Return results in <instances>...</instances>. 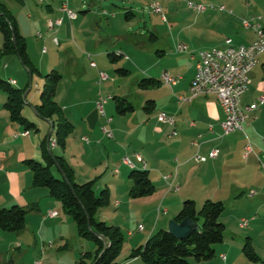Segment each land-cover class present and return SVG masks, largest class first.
<instances>
[{
  "label": "crops",
  "instance_id": "obj_1",
  "mask_svg": "<svg viewBox=\"0 0 264 264\" xmlns=\"http://www.w3.org/2000/svg\"><path fill=\"white\" fill-rule=\"evenodd\" d=\"M2 1L16 16L19 29L27 40L29 55H31L30 44L32 43L29 42L28 37L30 31H27L26 28H42V31L35 33L43 42L53 39L56 43L54 36H58L57 33L61 35V38L58 36L60 43L56 44L59 46L66 45L63 55L67 64H72L76 68L81 65L85 55L89 57L87 50L91 46L86 43L85 39L82 38L83 36L80 37V32L92 31L88 28L89 26H86V19L90 10H82V18L77 14V17L71 20L67 13L60 9L61 5L67 2L72 9L79 10L81 7L78 5V0ZM202 1L221 3L226 6L227 10L225 12L227 13L222 10L212 12L211 9L198 12L193 9L196 14L191 15V37L186 36V39H183L181 37L183 36V30L176 36H174L175 32H172L170 47L173 42L171 48L174 50L178 51L177 44L182 40L186 41L192 49L209 48V50L224 47L227 37H231L235 44L251 43L254 41L256 33L253 29L243 26L242 20L245 17L261 14L264 26V0ZM79 2L83 3L82 7L87 6V3H84L85 0H79ZM248 2H250V5H248ZM126 11H130L131 18L135 15L133 9H127ZM103 13H106V11ZM58 17L63 18V23L58 26L54 34L49 30L48 20ZM75 21L77 24H75ZM99 22L104 23L103 19L96 21V24L99 25ZM72 38L73 40L80 39L79 44L83 46L82 49L75 46ZM154 38H157V36H154ZM104 39L101 38L97 41L101 43ZM2 46L3 43H0V48ZM117 52H120L121 55L124 53L123 51ZM167 52L165 49L160 50L155 63L147 69V74L150 76L146 77L156 79L157 85L148 89L142 88L138 93L139 109L132 103L134 109L121 113L124 116L116 115L114 106L108 101L104 106L105 114L100 112L97 105L99 94L100 92L104 94L102 90L104 82L109 81L110 78L101 80L100 72L104 70H96L97 63L96 66H92L90 62L92 79L91 82L88 80V85L85 83L79 85L78 78L72 81L71 98L68 103H63V106L60 103L62 101L58 87L57 101L62 106L68 119L74 123V131L68 137L67 147L61 152L58 151L57 154H63L72 165L76 180L81 183L96 178V191L103 186L108 187L111 191L110 203L113 211L119 208L118 211L121 209L126 213L144 208L146 209L144 214L146 221L154 216L148 223L150 230L147 234H144L147 225L145 226L143 223H140L144 226L142 230L140 224L136 231L128 229V245L134 247L145 243V240L158 228L168 230L169 221L176 219L186 199H194L198 207V200H201L204 195L202 193L196 194V191H194L196 185L194 175L198 177L202 174L203 179H208L209 185L211 184L210 186L214 187L215 191L217 190L221 194L225 193V196H227L220 195L217 198L214 195L210 199L221 200L224 204L226 200H233L238 203L246 193L249 194V198H247L249 202H253L254 198L261 196L262 200L260 198V202H256L258 211H261L262 206H264V180H262V183L260 182V176L262 175L260 164L262 165V163L259 159V156H261L264 161V106L257 111V116L245 125L244 130L225 133L222 126L225 113L217 94L200 95L188 101L180 100L181 96L190 94L191 82L196 73L195 60L190 57L188 52L181 51H178L180 54H176L175 58L167 59ZM9 55H12V61H17L15 64L20 65L17 54ZM48 68L55 69L54 65H50ZM47 70L44 71V68H42L41 71L39 69L41 75L48 72ZM165 70H169L173 75H181L182 78L175 85L167 84L162 79ZM24 73V70H21V76H24ZM86 75L88 74L86 73ZM79 76H82V73H79ZM250 76L249 88L242 95L243 104L255 102L264 93V52L260 55L259 62L251 71ZM24 77H15L11 73L7 74V79L11 80L15 86L27 88L23 112L30 120L35 123L38 122V124L36 123L37 126L39 125L38 130L41 131L36 136H32L31 133L23 135L22 133L25 131L23 126L11 120L9 111L4 107L6 100L3 101L4 99H2V105H0V207H11L14 204L29 207V205L35 204L36 208L41 207L40 210L42 211L45 210L43 201H46L48 207L53 209H48L45 217L38 214L40 218L39 225L33 227L37 229L30 231L25 227L20 230L26 231L23 233L31 234L33 237L32 243L38 240L36 234L38 232V235L43 237L42 243H45V231L48 225L63 227L65 224H70V219L61 217L60 211L55 209L59 208V202L50 195L46 187L38 188L41 190H33L37 186L33 185V174L25 160L35 158L43 161L41 145L46 139L48 144V136L51 132L49 147L56 146L58 148L59 146H57V142L56 144L53 143L56 141L53 122L39 116L36 112L37 105L40 103L38 96L43 86L41 83L38 84L35 92H32L31 82L25 85L27 78ZM96 81H98V85H96ZM123 98H126V95ZM148 100L154 101L152 110L145 109ZM163 111L175 114L176 123L169 124L161 121L159 114ZM129 112L131 113L129 114ZM105 127L112 130L113 136L110 137L105 132ZM174 131H177V134H173ZM248 140L253 143L254 152L248 158H244V148ZM129 144H135L138 146V150L135 149L130 154ZM215 148L219 149L218 156L215 158L209 157V153ZM196 152L207 156L206 162L195 161L194 154ZM125 157H129L132 164L125 163ZM133 168L149 171L156 186L153 194L137 198L130 195L132 179L129 174ZM170 173H176V181L180 185L179 190L169 188L165 175ZM23 189L26 190V196H21ZM202 189L204 187H201L199 191L202 192ZM5 190H7L9 197H3ZM37 193H40V195H37ZM105 209L108 208L99 209L97 214L99 219L106 220ZM53 210L58 211V215L55 217L50 215V211ZM256 214L249 218H252V221L257 220L259 214ZM222 216L221 220L226 224L227 230L226 218L224 219ZM243 217H248V215H242L240 220ZM250 238L251 236L246 238L245 244L248 240L251 242ZM225 241L226 237L223 241L224 244L219 247L218 253L219 258L227 263L231 252L228 248L229 244ZM96 249L97 244L92 246L90 242H82V245L77 249V253L81 257L85 252L95 251ZM217 251L218 248L215 247V255ZM258 256L262 259L259 254ZM80 257L76 258L79 259ZM214 257L196 263L222 264L221 260L214 259ZM140 260L136 257L125 261L123 264H139Z\"/></svg>",
  "mask_w": 264,
  "mask_h": 264
},
{
  "label": "rangeland",
  "instance_id": "obj_2",
  "mask_svg": "<svg viewBox=\"0 0 264 264\" xmlns=\"http://www.w3.org/2000/svg\"><path fill=\"white\" fill-rule=\"evenodd\" d=\"M155 1L160 2L163 6L164 12L168 17L167 21L162 20L161 16L153 12L151 9L150 4ZM78 3L81 8L76 10V12L80 15V18L83 16L81 13L82 10H90L86 19V26H89L88 28L92 29V31L90 30L86 33L80 32V37L83 36L82 38H84L86 43L91 46V48L87 50V53H91L93 57L89 58L85 55L81 65L75 68L74 65L67 64L64 59L63 52L66 49V45L63 44L59 46L54 43L53 39H48L47 42H43V40L38 38L35 33L37 31H42V28H26L27 31H30L28 37L29 42L32 43L30 44V57L33 63L41 69V71L42 68H44V71L47 69H49L47 71H50L52 68L48 67L54 65L55 69L60 71L63 75L59 84L62 101L60 103H62V106L64 105L63 103H68V100L71 98L70 92L72 90V81L78 78L79 85L82 83L88 85V80L91 82L92 72L90 71V62L94 60L98 65L96 70L99 71V69H103L110 75L109 81L104 82L103 85L102 90L104 97H107L108 95L124 97L126 95V98L139 109L140 100L138 93L142 89V87L140 88V81L142 78L150 76L147 74L148 67L155 63V60L159 57L158 54L160 50L165 49L168 51L166 55L167 59L175 58L176 54H180L178 51L171 48L173 42L170 47L172 32H175L174 36H176L181 30H183V36H181L183 39H186V36L191 37V15L196 14V12L191 9L187 0H85L84 3H87L86 7H82L83 3H80L79 0ZM206 3L216 4L212 2ZM217 5H221V3H217ZM127 9H133L135 14L129 20L126 19L124 15L125 10ZM104 11H106V13H103ZM212 12H218V9H212ZM100 19H103L104 23L99 22V25H97L96 21ZM75 24H77L76 21ZM50 31L55 34L54 30ZM57 35L61 38L59 33H57ZM154 36H157V38H154ZM101 38L105 39L103 42L99 43L97 40ZM73 41L75 46L82 49L83 46L79 44L80 39ZM0 43H3L1 30ZM117 51H123L124 53L118 59L114 60L108 53ZM11 56L12 55H6L1 61L0 75L3 78L7 79L8 73L13 74L15 77L26 76L27 79L25 85L28 82H31L30 87L32 88V92H35L38 84L41 83L42 86L44 85L43 73L41 75L38 72H34L31 76L29 69L23 65L20 58L18 57L20 65H17L15 64L17 61H12ZM118 68H125L129 72L127 74L121 73L118 71ZM21 70H24V76H21ZM79 73H82V76H79ZM86 73L88 75H86ZM95 83L98 85V81ZM6 97V93L0 89V105H2V99L5 101ZM38 99H40V94ZM108 102L114 106L116 115L124 116V114H121L117 110V102L115 98L108 99ZM130 113L131 112H129V114ZM36 123L38 124V122ZM40 131L41 130L34 128L30 130V133L32 136H36ZM128 146L130 154H132L135 149L138 150V146L135 144H129ZM51 150L53 154L62 151L60 147L57 148L56 146L51 147ZM260 166L262 174L260 176V182L262 183V180H264V166L261 164ZM52 170L56 177H60L57 165L53 166ZM194 179L196 180L194 191H196V194L202 193V195H204L201 200H198L199 209L206 198H210L214 195H216L217 198L220 197V195L225 196V193L221 194L217 192V190L215 191L214 187L210 186L211 184L209 185V180L203 179L202 174L198 177L194 175ZM105 187L106 186H103L96 192L100 193ZM201 187H204L202 192L199 191ZM38 188L45 187H35L33 190H41ZM47 190L49 189L47 188ZM26 195V190L23 189L21 196ZM37 195H40V193H37ZM3 197H9L7 190L4 191ZM247 198H249V194L245 193L238 203L233 200H226L225 202L226 210L224 211L222 218H226L225 220L228 225L225 232V242L229 244L228 248L230 249L231 255L227 263L223 261L219 258L218 252L219 247L222 246L224 242L215 244L218 251L214 259L221 260L222 264H264V206H262L261 211L256 209V202H260L262 198L261 196L254 198L253 202L247 201ZM56 201L59 202L58 204L60 206L55 209L60 211L62 218H69L70 224H65L63 227L52 226L51 224L48 225L47 230L45 231V243H42L43 237L38 235V232H36L38 240L32 243L33 237L30 233H23L26 232L24 230L18 232L2 230L0 228V264H37L38 260L41 261L40 264H75L78 259L76 257H80L77 253V249L82 245V242H90L92 246L96 244L94 240L82 238L78 235L77 224L74 221L73 216L62 206L63 204L60 200L56 199ZM111 206L112 204L110 203V207L108 205L102 208H108L105 209L107 214L105 221L110 224L121 226L126 236L121 253L117 259L118 263L123 264L125 261L132 259L130 255L135 248L134 246L128 245V229L136 231V229L139 228V224L143 223L145 226L147 225V229L144 232V234H147L150 230L148 223L154 218V216L146 221L144 217L146 209L144 208H138L131 212L124 213L121 209L118 211L119 208L113 211ZM43 207L45 210L42 211L40 210L41 207L38 209L35 204H31L27 207L29 209L26 220V227L28 230L32 231V229H37L33 227H38L39 225L40 218L38 214L45 217L47 216L46 211H48V209H53L52 207H48L46 201H43ZM253 213H258L260 219L258 218L255 221H251L249 226L242 228L240 225V217L242 215L252 217V215H254ZM159 230L160 228L154 233ZM248 236H251V244L255 247L254 250L262 257V259L255 261L244 252L243 246ZM146 241L147 240H145V242ZM196 262H198V260L191 259L189 264H197ZM139 264L148 263L140 260Z\"/></svg>",
  "mask_w": 264,
  "mask_h": 264
},
{
  "label": "trees",
  "instance_id": "obj_3",
  "mask_svg": "<svg viewBox=\"0 0 264 264\" xmlns=\"http://www.w3.org/2000/svg\"><path fill=\"white\" fill-rule=\"evenodd\" d=\"M129 12H125L127 19H131ZM0 30L4 38L3 46L0 48V65L4 56L17 54L31 73H41L28 53L27 40L19 29L16 16L2 0H0ZM109 55L114 60L122 56L118 52H109ZM118 71L128 73L125 68H118ZM43 77L44 85L40 92L37 112L41 117L53 122L57 146L64 150L67 147L68 137L74 130V123L68 119L57 101L58 87L63 75L57 69H51L43 74ZM156 85L157 80L152 77H144L140 81L143 89ZM0 89L7 95L4 107L9 111L11 120L21 124L25 131L38 129L37 124L23 112L26 103L24 94L27 88L15 86L11 80L0 75ZM114 98L120 113L134 109L133 104L126 98L119 96ZM153 107L154 101L148 100L145 109L152 110ZM41 147L43 161L35 158L25 160L33 174V185L48 188L50 195L60 200L63 207L73 216L80 237L92 239L97 244L95 251L85 252L75 264H119L117 259L126 236L120 226L110 224L97 216L99 209L108 206L111 202L110 189L105 187L97 193L96 178L78 182L74 168L63 154H52L47 139L42 142ZM56 165L61 173L60 177H56L53 173L52 168ZM129 176L132 179L130 189L132 197L148 196L155 192L156 186L147 169L133 168ZM225 208L221 200L208 198L199 209L194 199H186L176 220L191 218L200 224V228L184 239L176 237L167 229H160L144 244L135 247L130 257H138L148 264H189L191 259L203 261L213 258L215 244L223 242L225 238L226 224L221 220ZM28 212L27 207L19 204L0 207V228L7 231L24 229ZM244 251L253 260L260 259L250 240L246 242Z\"/></svg>",
  "mask_w": 264,
  "mask_h": 264
},
{
  "label": "built area",
  "instance_id": "obj_4",
  "mask_svg": "<svg viewBox=\"0 0 264 264\" xmlns=\"http://www.w3.org/2000/svg\"><path fill=\"white\" fill-rule=\"evenodd\" d=\"M187 2L192 9L198 12H204L209 9L227 10L226 6L223 4H210L202 0H187ZM248 5H250V2H248ZM150 7L153 12L159 14L164 21L168 20L164 8L160 3L152 2ZM60 9L67 13L71 20L77 17V12L72 9L67 2H64ZM230 11L232 12V10ZM262 18L263 16L261 14L243 18V26L248 29H253L256 33L254 41L248 44H235L231 37H227L225 40L226 45L224 47H217L222 51L221 59H212L211 56H209V48L192 49L189 44L184 41L179 42L176 47L178 51L188 52L190 57L196 62V73L191 82L190 94L188 96H181L180 100L188 101L200 95L217 94L225 113V119L222 122L225 133L244 130L245 125L251 119L255 118L257 116V111L264 106V93L261 94L255 102L249 104L242 103V95L248 90L251 82L250 73L259 62L260 55L264 52V26ZM62 23V17L49 19V30L56 31L58 26ZM54 40L57 44L60 43V39L56 35L54 36ZM89 57L92 58L91 53H89ZM91 65L96 66V62L92 60ZM100 77L101 80H107L110 78V75L107 72L101 71ZM162 77L163 81L170 85H175L182 78L181 75L171 74L169 70H165ZM110 98H112V96L104 97L100 92L97 105L101 113L105 114L104 106ZM242 108H252L253 117L242 116ZM159 118L161 121L169 124L176 123V115L165 111L160 112ZM110 120L111 118L109 121ZM104 130L109 136H113V132L110 128L105 127ZM29 133L30 132L26 130L22 134L28 135ZM173 134H177V131H174ZM253 152V143L251 140H248L244 148L243 157L248 158ZM218 154L219 149L215 148L209 153V157L215 158ZM207 158V156L200 152L194 154V159L197 162L206 161ZM259 159L262 166H264V161L261 156H259ZM124 162L132 164L129 157H125ZM165 178L171 190L180 189V185L176 181V173L167 174ZM50 215L55 217L58 215V211H50ZM240 221L242 227H247L252 221V218L243 217ZM143 228L144 226L140 224V229L142 230ZM40 263L41 261H37V264Z\"/></svg>",
  "mask_w": 264,
  "mask_h": 264
},
{
  "label": "water",
  "instance_id": "obj_5",
  "mask_svg": "<svg viewBox=\"0 0 264 264\" xmlns=\"http://www.w3.org/2000/svg\"><path fill=\"white\" fill-rule=\"evenodd\" d=\"M30 74L32 76V73H30ZM26 96H27V92H25L24 98H26ZM37 114L39 115L38 112H37ZM51 135H52V132L48 136V145H49V142L51 139ZM51 153L53 154L52 151H51ZM199 228H200V224H198L197 222H195L191 218H185L182 221L172 219L169 222L168 231H170L176 237H178L180 239H184V238L189 237L195 230H198Z\"/></svg>",
  "mask_w": 264,
  "mask_h": 264
},
{
  "label": "bare ground",
  "instance_id": "obj_6",
  "mask_svg": "<svg viewBox=\"0 0 264 264\" xmlns=\"http://www.w3.org/2000/svg\"><path fill=\"white\" fill-rule=\"evenodd\" d=\"M118 53H120V52H118ZM209 56H211L212 59H221L222 58V51L218 48L210 49L209 50ZM162 79H163V77H162ZM242 116L253 117L252 108H242ZM53 143L56 144V141H54Z\"/></svg>",
  "mask_w": 264,
  "mask_h": 264
}]
</instances>
